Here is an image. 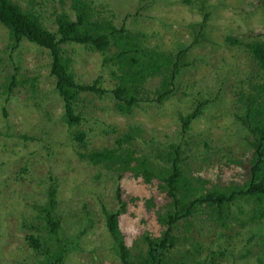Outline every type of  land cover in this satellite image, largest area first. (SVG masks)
Here are the masks:
<instances>
[{
  "label": "rangeland",
  "instance_id": "obj_1",
  "mask_svg": "<svg viewBox=\"0 0 264 264\" xmlns=\"http://www.w3.org/2000/svg\"><path fill=\"white\" fill-rule=\"evenodd\" d=\"M93 1L104 7L105 15L117 26L124 24L129 30L144 31L149 46L158 45L167 51L176 52L181 44L191 43L194 33L189 24L202 21L200 0L192 4H185L184 0ZM206 1L210 13L205 26L207 42L191 50L190 63L176 80L174 96L162 105L141 103L131 115L120 114L111 92L115 79L111 69L103 66V55L73 44L77 81L91 84L100 79L107 91L101 97L82 94L75 110L81 122L74 127H69L64 119V103L54 90L48 52L23 41L14 52V59L10 58L7 30L0 24V84L4 75L12 72L13 62L26 75H37L41 81L37 93L29 89L16 91L8 103L0 97V264H38L43 260L27 245L26 236L31 230L25 224L38 213V206L48 205L45 189L51 178L58 183L56 212L63 218L67 234L84 231L80 247L70 250L64 264H120L104 216L105 210L121 207L116 199L117 185L125 191L122 199L128 203L127 213L120 218L128 244L141 241L145 227L154 235L159 233L154 220L150 221L151 226L142 223L143 199L149 197L144 182H118L112 172L102 173L82 161L79 153L83 150L79 142L71 139L77 130L87 133L85 150H97L111 148L116 138L135 124L141 133L134 140V147L141 153L182 145L190 168L212 181L221 173V186L227 185L232 172L240 171L241 168L227 164L231 157L243 160L246 152L234 118L240 106L237 93L257 75V65L246 44L262 36L264 9L262 5L251 6V0ZM158 84L159 77L147 83L153 90ZM199 99L211 102L191 123L189 131L182 134L179 114L191 112ZM4 106L7 115L2 111ZM240 181L236 178V183ZM129 195L141 200L137 201L138 207ZM251 206L250 202L246 208ZM86 213V228L79 227L76 222ZM208 214L201 217L203 221L190 219L189 230L177 233L186 241L182 240L166 255L167 264H264V217L257 224L251 222L252 215H245L244 221L237 216L230 225L222 227ZM245 221L250 225H244Z\"/></svg>",
  "mask_w": 264,
  "mask_h": 264
},
{
  "label": "trees",
  "instance_id": "obj_2",
  "mask_svg": "<svg viewBox=\"0 0 264 264\" xmlns=\"http://www.w3.org/2000/svg\"><path fill=\"white\" fill-rule=\"evenodd\" d=\"M193 1L184 0V3L192 4ZM256 1L251 0L250 5H262L264 9V0ZM200 2L202 21L189 24L193 39L189 44H181L176 52L158 45L149 46L148 34L144 31L129 30L124 24L117 26L105 15L104 7L97 6L93 0H0V24L7 30L6 48L11 50L10 58L14 59L13 54L23 41L48 52L50 74L55 79L54 90L64 103V119L69 127H74L81 122L75 110L82 94L101 97L107 91L101 86L100 79L91 84L77 81L73 44L103 55V66L111 69L115 79L111 92L120 114L131 115L141 103L162 105L174 96L176 80L190 63L191 50L207 42L205 26L210 13L207 1ZM261 35L246 44L257 65V75L245 83L247 88L237 93L240 106L234 118L241 129L239 137L245 141L246 152L243 160L231 157L227 161L229 166L241 168L237 174L231 173L227 185L221 186L219 172L214 181L195 173L182 145L171 144L169 148L141 153L134 147V140L141 133V128L135 124L120 134L111 148L85 150L87 133L81 130L72 133L71 139L79 142L83 150L79 155L86 164L101 172H112L118 182L136 179L148 188L149 197L143 199L142 223L151 226L150 221L154 220L159 226L157 235L145 227L141 241H134L133 246L128 244L120 222L121 216L127 213L128 203L122 199L125 191L120 185L116 187V199L121 207L104 212L106 228L120 264H167L166 255L185 240V236L182 239L177 233L181 229L189 230L190 219L203 221L201 217L205 213L222 227L230 225L237 216L243 217L244 221L252 215V223L261 222L264 217V32ZM236 43L239 44V40ZM157 77L159 84L153 90L147 83ZM40 85L39 76L26 75L22 67L13 62L12 72L4 75L0 84V97L8 103L16 91L29 89L31 93H37ZM210 102V99H199L191 112L179 114L182 134L189 131L191 123ZM2 111L7 115L6 106ZM21 138L27 140V137ZM236 178H240V183H236ZM57 189L58 183L51 178L45 189L48 205L38 206V213L31 217L28 225L25 224L31 230L26 236L27 245L31 251L43 256L38 264H64L70 250L80 247V238L84 234L83 230L73 236L67 234L63 218L56 212ZM129 196L138 207L137 201L141 200ZM250 202L252 206L247 209ZM88 219L86 213L76 223L86 228ZM244 225L250 224L245 221Z\"/></svg>",
  "mask_w": 264,
  "mask_h": 264
}]
</instances>
